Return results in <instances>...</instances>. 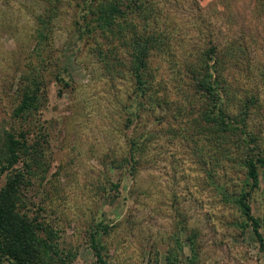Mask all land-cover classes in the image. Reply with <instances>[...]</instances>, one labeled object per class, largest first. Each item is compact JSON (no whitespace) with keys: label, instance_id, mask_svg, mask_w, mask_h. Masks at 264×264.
I'll list each match as a JSON object with an SVG mask.
<instances>
[{"label":"rangeland","instance_id":"rangeland-1","mask_svg":"<svg viewBox=\"0 0 264 264\" xmlns=\"http://www.w3.org/2000/svg\"><path fill=\"white\" fill-rule=\"evenodd\" d=\"M46 7L44 0H0V136L21 123L12 116L19 81L36 80L41 104L34 122L25 117L23 124L28 120L29 136L45 140V174L40 184L32 179L23 200L43 208L38 213L59 230L71 264H101L91 231L105 264H264L250 226L219 192L220 186L227 194L247 189L250 182L235 160L220 161V139H204L192 123L189 128L180 95L176 103L130 106L129 73L96 58L93 34L78 33L82 19L73 1L60 0L48 37L37 44L35 17ZM148 7L149 24L168 38L150 60L152 100L174 97L172 87L181 88L172 57L182 62L217 45L229 109L236 114L246 96L254 100L247 127L264 155V0H148ZM132 20L140 26L139 18ZM238 44L249 69L231 66L236 54L227 51ZM131 137L144 146L133 171L124 161ZM239 142L234 135L222 144L227 157L239 154ZM19 167L4 171L0 186ZM248 202L264 246V166Z\"/></svg>","mask_w":264,"mask_h":264},{"label":"trees","instance_id":"trees-1","mask_svg":"<svg viewBox=\"0 0 264 264\" xmlns=\"http://www.w3.org/2000/svg\"><path fill=\"white\" fill-rule=\"evenodd\" d=\"M44 1L47 7L43 13L37 14L35 17L34 36L37 44L45 41L48 37L51 19L60 2V0ZM71 1L82 19V22L77 25L79 35L93 34V51L96 58L105 66L116 68L117 65L112 64L117 63L129 73L132 83L131 94L133 95L130 106L133 105L135 109L140 110L145 106H160L166 99L176 103L178 101L176 96L180 95L185 100V105L179 104V109L185 115H190L184 121L189 122V128L192 123L193 127H197L195 133H201L204 139L219 138L220 142H217L216 145L221 143L219 147L221 151L218 150L219 148L216 150L220 161L228 163L235 160L244 168L245 178L250 181L245 183L248 186L247 189L242 188L240 191L234 190L227 194L228 191L226 192L224 187L220 186L219 192L225 201L232 203L244 223H248L252 233L259 241V247L264 252L259 231V217L251 213L248 202L251 191L258 186L259 171L264 166V155L260 151L261 148H258L254 135L248 132L247 127L249 107L254 103V100L246 96L244 103L239 105L240 110L236 114L231 113L229 109L231 97H228L229 84L219 75L218 66L220 64L216 57L217 45H210L204 50H199L194 57L186 58L182 62L177 59L176 61L172 57L170 61L175 65V72L179 77H182L181 88L172 87L175 93L174 97H170L169 93H166L163 94V99L159 100L158 98L154 101L149 94V90L154 87L155 83L150 71V60L156 52L163 50V45L167 43L168 38L167 32L149 24V20H152L153 16L144 14L149 8L148 0ZM135 16L140 19L138 21L140 26L132 20V17ZM129 27L132 29L128 30ZM229 47L225 46V52L229 48L228 56L233 57V54H236V59L232 61L233 65L231 66L240 70H242L240 67L249 69V64H245V66L242 64L240 45ZM121 51L124 54H120ZM113 71L112 75L119 74L117 69ZM26 79L25 76L19 81L21 84L18 88L19 98L12 109L13 118L21 122L18 124L19 128L13 127L0 136V175L6 170H12L15 165H20L5 177L4 183L0 186V264H71L72 254L62 247L59 230L54 223L46 221L38 213V209L43 210V208L38 205L37 209L33 210L29 204L33 202L23 200V190L32 185V179L37 180L40 184L45 174V167L44 169L40 168L43 156L41 139L45 140L29 136L31 126L28 122L29 119L32 120V123L34 122L33 115L39 109L42 94L39 92V83H35L36 80H31L29 83L26 82ZM24 81L27 84L22 86ZM158 85L157 81V90ZM164 89L161 85V92ZM193 110L197 112V118H192ZM25 117L29 118L23 124ZM237 130H239V135ZM234 135L240 141L236 149L239 154L234 153L229 158L222 150V144ZM128 143L124 161H129L130 170L133 171L132 167L138 162L144 146L132 137ZM209 177L211 178L210 175ZM94 233L97 234L95 231L89 233L90 247L93 249L96 260L105 264L99 254L101 247L97 243Z\"/></svg>","mask_w":264,"mask_h":264}]
</instances>
